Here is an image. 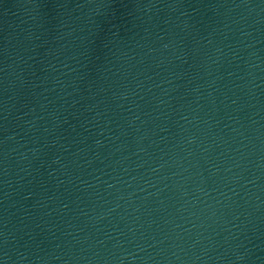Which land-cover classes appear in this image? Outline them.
<instances>
[{"label": "water", "instance_id": "95a60500", "mask_svg": "<svg viewBox=\"0 0 264 264\" xmlns=\"http://www.w3.org/2000/svg\"><path fill=\"white\" fill-rule=\"evenodd\" d=\"M0 264H264V0H0Z\"/></svg>", "mask_w": 264, "mask_h": 264}]
</instances>
